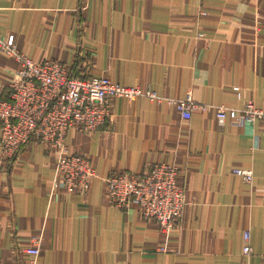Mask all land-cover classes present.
Returning a JSON list of instances; mask_svg holds the SVG:
<instances>
[{
	"label": "crops",
	"instance_id": "1",
	"mask_svg": "<svg viewBox=\"0 0 264 264\" xmlns=\"http://www.w3.org/2000/svg\"><path fill=\"white\" fill-rule=\"evenodd\" d=\"M10 33L20 52L59 60L77 77L264 108V0H0V35ZM17 66L0 51V99H9ZM111 103L97 131L65 137L66 151L88 156L97 173L86 194L53 191L57 153L38 141L10 160L0 153V261L264 264V122L220 126L212 110L182 119L173 105L144 96ZM154 162L175 165L184 188L169 233L104 199L106 175L142 173ZM235 168L250 169L252 180ZM33 235L39 253L30 263L23 249Z\"/></svg>",
	"mask_w": 264,
	"mask_h": 264
},
{
	"label": "built area",
	"instance_id": "2",
	"mask_svg": "<svg viewBox=\"0 0 264 264\" xmlns=\"http://www.w3.org/2000/svg\"><path fill=\"white\" fill-rule=\"evenodd\" d=\"M0 51L18 62L10 80L9 99H0V153L5 159H13L31 140L54 150L57 178L53 191L88 192L97 173L88 156L66 151L65 137L71 129L86 134L97 131L111 117V100L116 97L134 100L144 96L166 102L187 120L194 110H212L220 125L264 122V108L250 99L239 107L198 103L190 94L179 99L120 84L106 76L77 77L59 60L39 62L20 52L13 33L0 35ZM234 90L240 96L238 87ZM178 172L175 165L162 162L150 164L142 173L111 172L104 178L105 202L116 209H135L142 217L154 219L162 232H172L185 205L184 188L176 180ZM233 172L244 181L252 180L250 169L235 168ZM249 238L246 230L244 253L251 252ZM30 241L23 252L33 263L39 253V236L33 235Z\"/></svg>",
	"mask_w": 264,
	"mask_h": 264
},
{
	"label": "rangeland",
	"instance_id": "3",
	"mask_svg": "<svg viewBox=\"0 0 264 264\" xmlns=\"http://www.w3.org/2000/svg\"><path fill=\"white\" fill-rule=\"evenodd\" d=\"M166 103V102H165ZM167 104V103H166ZM179 112V111H178ZM215 120H216V118H215ZM216 122H217V120H216ZM217 124L218 125H220L218 122H217ZM228 124H230L229 122H228ZM223 125V124H222ZM222 125H220V126H222ZM234 126V125H233ZM242 126V125H241ZM182 212H183V209H182V211H181V215H182ZM181 218V217H180ZM147 219H151V218H147ZM180 222V221H179ZM4 264V263H3Z\"/></svg>",
	"mask_w": 264,
	"mask_h": 264
},
{
	"label": "trees",
	"instance_id": "4",
	"mask_svg": "<svg viewBox=\"0 0 264 264\" xmlns=\"http://www.w3.org/2000/svg\"><path fill=\"white\" fill-rule=\"evenodd\" d=\"M70 73L73 74L72 71H71V69H70ZM73 75H74V74H73Z\"/></svg>",
	"mask_w": 264,
	"mask_h": 264
}]
</instances>
